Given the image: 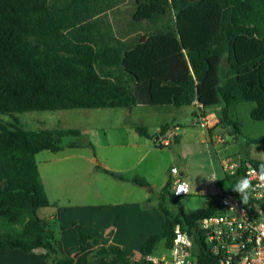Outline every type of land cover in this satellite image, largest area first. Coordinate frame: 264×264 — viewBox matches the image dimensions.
Returning a JSON list of instances; mask_svg holds the SVG:
<instances>
[{
	"label": "trees",
	"instance_id": "1",
	"mask_svg": "<svg viewBox=\"0 0 264 264\" xmlns=\"http://www.w3.org/2000/svg\"><path fill=\"white\" fill-rule=\"evenodd\" d=\"M123 2L0 0V114L221 106L222 124L241 138V124L232 120L231 111L251 102L256 105L252 119L264 121V0H135L133 21L146 25L144 42L141 36L116 32L111 15ZM166 127H161V135ZM136 131L153 138L146 127ZM81 136L74 129L33 131L0 125V253L43 250L49 264L74 263L72 256L61 255L50 221L38 215L40 208L51 205L37 155L81 147L77 142L62 144L65 137ZM244 140L264 145V137ZM87 145L95 151L92 143ZM247 159L258 170L264 163ZM97 169L149 186L139 176L127 179L102 166ZM179 199L169 178L158 195L163 231L144 242L139 260L117 245L100 246L92 260L116 256L120 264H148L145 257L155 255L161 241L170 248L174 227L180 224L194 237L196 264H221L197 230L199 221L216 213L214 202L174 216L166 203L177 205ZM76 229L78 249L101 242L79 224Z\"/></svg>",
	"mask_w": 264,
	"mask_h": 264
},
{
	"label": "crops",
	"instance_id": "2",
	"mask_svg": "<svg viewBox=\"0 0 264 264\" xmlns=\"http://www.w3.org/2000/svg\"><path fill=\"white\" fill-rule=\"evenodd\" d=\"M190 106H194L195 110L199 108L196 104ZM114 109L126 110L112 111L122 118L135 116L136 119H140V115L135 114V107ZM201 111L210 133L218 126L225 128L222 124L221 106L204 107ZM169 115L174 119L175 111L170 112ZM162 126L164 124H159L155 132L148 130L150 135L154 137L160 134ZM137 127L140 126L136 123L130 125L125 123V120L114 124L112 129L118 136L119 144L111 146L110 148L114 150H110L109 153L107 150L101 154L98 144L89 137L88 143L94 145L95 151L87 144L79 143L81 147L65 148L57 154L53 153L54 157H45L48 163H54L60 166V169L53 170V175H51L52 182L57 187L54 194L49 190L40 171L51 206L40 208L38 215L50 221L52 230L60 243L61 255L72 256L73 264H120L116 256L92 260L93 254L100 246L110 245L121 247L129 257L137 261L142 257L144 242L150 236L161 234L163 231L164 217L157 208L158 195L171 178L172 168L169 170L156 163H151L147 164L144 169H140L144 157L160 149L156 144L161 137L156 140L144 138L136 131ZM144 127L148 129L149 126ZM226 130L231 131L229 127H226ZM103 136L106 139L105 131ZM168 136L171 137V133ZM107 143H102V145ZM167 143L170 141L164 137L161 145H169ZM237 156L253 159L244 154ZM99 159L100 164L97 162ZM97 166H102L127 179L142 177L149 186L141 187L130 181L115 179L97 169ZM180 174L182 176L183 172ZM224 192L226 191L223 189L222 193ZM76 224H79L86 233L100 239L101 242L97 245L88 242L78 249ZM0 264L49 263L43 250L25 253L12 249L0 253Z\"/></svg>",
	"mask_w": 264,
	"mask_h": 264
},
{
	"label": "rangeland",
	"instance_id": "3",
	"mask_svg": "<svg viewBox=\"0 0 264 264\" xmlns=\"http://www.w3.org/2000/svg\"><path fill=\"white\" fill-rule=\"evenodd\" d=\"M136 10L135 0H124L123 4L112 12L111 21L116 32L121 36L145 37V24L136 25L133 15ZM168 17H172L171 14ZM146 38V37H145ZM255 103H241L233 107L231 118L241 124L242 136L235 137L231 131L222 126H218L210 133L209 129L198 124L194 106H185L180 109L169 107H135V114L140 115V119L135 116L122 118L112 111H126L116 109H79L62 111H35L19 113L14 116L0 114V125L18 126L26 130H54V129H74L82 133L81 137H65L62 140L63 146L70 142L88 144L89 137L103 151L108 153L113 145L119 144L118 136L113 130L114 124L118 122L136 123L139 126L148 125V130L155 132L159 124H168L165 134H157L153 137L162 144L163 138L170 141L165 148H160L151 154H147L141 161L140 169H144L147 164L156 163L160 167L169 170L176 167L179 173L183 172L182 179L190 184L192 194L180 197L179 203L174 205L167 201L166 207L176 216L180 212H189L207 207L210 201L216 200L223 192L231 190L232 182L226 180V174L222 167V161L244 154L250 158L264 161V145L247 143L244 138L264 137V121H255L251 117V111ZM178 109V110H177ZM175 111L174 119L169 115ZM195 112V113H194ZM124 119V120H123ZM146 124V125H145ZM104 131L107 137L103 136ZM171 133V137L168 134ZM176 138V141H174ZM108 142L106 145L102 143ZM107 146V147H105ZM86 153V152H83ZM54 157L53 153L45 151L37 155V162L42 176L49 186L52 194L57 187L52 182L53 170L60 169L54 163H48L45 157ZM61 157V156H59ZM138 159V156H136ZM100 164V159L97 161ZM167 253L165 242L161 241L155 250L156 256Z\"/></svg>",
	"mask_w": 264,
	"mask_h": 264
},
{
	"label": "built area",
	"instance_id": "4",
	"mask_svg": "<svg viewBox=\"0 0 264 264\" xmlns=\"http://www.w3.org/2000/svg\"><path fill=\"white\" fill-rule=\"evenodd\" d=\"M198 124L205 127L201 108L196 112ZM169 144V143H167ZM226 180L232 182L229 192L222 193L214 202L216 213L197 224L209 252L221 264H264V183L258 175H251L258 169L244 157L235 156L222 161ZM172 193L177 197L192 194L190 184L182 179L176 167L170 171ZM251 181L253 191L244 203L234 185L240 178ZM187 183L188 187L179 195L177 187ZM197 246L194 237L180 224L174 227L173 239L167 253L161 256L147 255L148 264H196Z\"/></svg>",
	"mask_w": 264,
	"mask_h": 264
},
{
	"label": "clouds",
	"instance_id": "5",
	"mask_svg": "<svg viewBox=\"0 0 264 264\" xmlns=\"http://www.w3.org/2000/svg\"><path fill=\"white\" fill-rule=\"evenodd\" d=\"M261 159H264V156H262ZM251 175H258L260 182L264 183V163L260 164L258 172L254 171ZM187 187L188 185L186 182L178 186L176 194L179 195ZM233 190L239 194L244 203H247L249 196L253 191L250 179L247 177L240 178L234 185Z\"/></svg>",
	"mask_w": 264,
	"mask_h": 264
},
{
	"label": "water",
	"instance_id": "6",
	"mask_svg": "<svg viewBox=\"0 0 264 264\" xmlns=\"http://www.w3.org/2000/svg\"><path fill=\"white\" fill-rule=\"evenodd\" d=\"M145 39H146L145 37H142V39H141V42H144V41H145Z\"/></svg>",
	"mask_w": 264,
	"mask_h": 264
}]
</instances>
